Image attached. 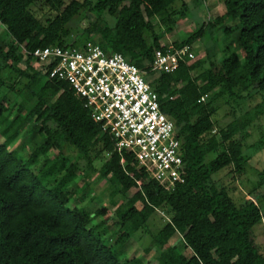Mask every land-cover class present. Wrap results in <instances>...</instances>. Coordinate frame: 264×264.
Masks as SVG:
<instances>
[{"label":"trees","instance_id":"obj_1","mask_svg":"<svg viewBox=\"0 0 264 264\" xmlns=\"http://www.w3.org/2000/svg\"><path fill=\"white\" fill-rule=\"evenodd\" d=\"M222 4L221 14H209L187 38L172 44H188L192 51L195 41L219 33L222 47L215 40L204 58L192 52L174 71L148 80L160 109L175 126L185 162L183 182L166 188L129 152L118 151L69 85L46 78L21 47L30 52L92 41L106 52L121 53L149 76L155 51L166 48L157 25L178 24L189 11L186 1L0 0V24L7 35L0 40V72L14 73L5 78L0 74V90H7L0 98V264H264V243L252 237L254 225L264 228V190H259L264 167L248 191L252 198L238 202L213 178L226 167L238 177L244 173L247 137L238 135L264 117V0ZM34 6L39 11L46 7V13L38 15ZM84 9L107 14L115 22L94 21L82 31L83 38L73 37L68 24ZM249 90L259 101L220 123L215 116L218 102L241 100ZM20 134L28 135L31 143L28 157L11 148ZM74 148L85 168L105 157L99 176L108 180L111 196L123 197L114 211L116 229L104 227L103 220L92 223L90 211L69 205L78 186L75 179L87 176L64 153ZM50 150L56 154L45 156ZM210 153L214 157L206 160ZM40 156L44 160L34 171L31 167ZM107 211L101 206L94 215ZM159 211L168 219L151 233L147 222ZM137 233L150 234V242L144 256L130 258L122 247ZM175 234L178 240L169 244ZM153 247L156 251L150 254Z\"/></svg>","mask_w":264,"mask_h":264},{"label":"built area","instance_id":"obj_2","mask_svg":"<svg viewBox=\"0 0 264 264\" xmlns=\"http://www.w3.org/2000/svg\"><path fill=\"white\" fill-rule=\"evenodd\" d=\"M157 49L150 72H172L193 56L190 45ZM46 78L69 85L90 116L129 152L151 178L172 187L186 174L173 122L160 109L157 93L140 70L119 52H106L92 41L74 46H46L27 52ZM122 162V160H121Z\"/></svg>","mask_w":264,"mask_h":264},{"label":"rangeland","instance_id":"obj_3","mask_svg":"<svg viewBox=\"0 0 264 264\" xmlns=\"http://www.w3.org/2000/svg\"><path fill=\"white\" fill-rule=\"evenodd\" d=\"M186 1L189 11L186 13L185 17L175 26L169 24L168 22H160L157 25V30L162 33V37L160 39V43L164 46H170L174 41H182L187 38L201 23L206 21L209 18V14L216 15L221 14L223 12V0H184ZM69 0H65V3H68ZM176 7H180V2L175 3ZM38 15L46 13V7L39 11L38 6L32 7ZM159 20V18H158ZM103 22L108 25H112L115 22V19L107 14L98 15L96 12L84 9L81 10L80 13L75 16L68 24L71 29V34L73 37H78V39L83 38L84 35H81L82 31L89 27L93 22ZM153 21H157L153 20ZM169 28V29H167ZM95 38V36H93ZM7 35L5 34L3 26L0 24V40H6ZM221 34L218 33L216 38L209 39L205 38L204 40L195 41L192 45L193 54L200 52V58H204L205 52L210 49V47L215 43L217 48H221ZM34 67L38 68V64L32 61ZM21 67H24V64L21 63ZM0 74L2 77H13L14 73L7 70L2 69ZM157 74L153 73L149 76H145L148 80L154 78ZM7 92L6 88H2L0 90V98L1 95ZM244 98L241 100H229L226 102L225 100H220L218 102V111L215 116L218 118L220 123H224L230 121L231 119L238 117L244 111L250 109L254 104L259 101L260 96L254 91L249 90L248 92L243 93ZM12 117V115H11ZM264 130V117L254 121L251 125H249L243 133L238 135L241 138L245 135L247 138L244 139V143H246L244 153L249 156V159L245 165V171L239 177L236 176L233 172H231V168H223L218 172L213 174V178L218 183L226 186L230 190V194L234 200L237 202L240 201L243 197L252 198L249 195L248 191L251 189L252 185L258 179L259 171L264 167V143L261 144L259 149L256 148V144L260 141L264 142V138L262 139ZM28 135L20 134L11 144V148H14L19 151L25 157L31 152V143L28 142ZM65 154H69L70 160L73 162H77L80 169H78V173H87V176L84 180L77 177L75 181L77 182L76 191L72 194L69 205L83 207L86 210L90 211L92 218V223H98L100 221H104V227L107 229H116L115 224V208L118 204L122 203L123 197L120 193L114 194L111 196L112 187L109 185L108 180L106 178H101L99 176V166L101 162L105 159L103 155H101L99 160H94L92 162L93 168H85L86 162L83 160L77 153V150H64ZM56 154L55 150H50L47 152L45 156L53 157ZM214 157V153H210L207 155L206 160H210ZM40 161L37 165L32 166L31 168L34 171H37L40 167V164L44 160L43 156H40ZM75 189V188H74ZM86 189L85 195L83 199L80 200V196L82 190ZM136 190L135 187L131 188L126 194L133 193ZM259 190H264V186ZM73 192V189H72ZM139 205V203H137ZM101 206H105L107 208V214L103 216L94 215L96 209ZM168 219V215L159 211L155 215H153L147 222V228L151 233H155L158 228ZM252 237L255 239L256 243H264V228L259 224H256L252 228ZM147 233H137L136 235L130 237L124 246L122 247V251L126 256L130 258H139L140 256H144V249L149 244V236ZM179 235L175 234L170 240L169 244H174L178 240ZM155 248H151V253H155Z\"/></svg>","mask_w":264,"mask_h":264}]
</instances>
